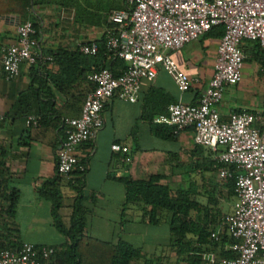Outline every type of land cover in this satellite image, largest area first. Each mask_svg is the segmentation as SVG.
Segmentation results:
<instances>
[{
	"label": "crops",
	"instance_id": "0c3cea01",
	"mask_svg": "<svg viewBox=\"0 0 264 264\" xmlns=\"http://www.w3.org/2000/svg\"><path fill=\"white\" fill-rule=\"evenodd\" d=\"M118 4H121L120 7H117ZM123 7V0H35L30 13L24 19L32 20L39 26L36 46L32 52H79L81 45L95 43L104 38L109 13L122 10ZM22 21H0V46L15 40L16 26ZM219 39L202 36L169 53L178 69L190 78L188 91L179 92L170 75L157 68L152 80L140 82L136 102L126 103L113 99L106 106L102 113V127L92 141L83 143L78 148L80 160L86 167L82 188L86 233L87 217L93 214L97 205L104 203L111 206L112 218L109 221L114 241L120 239L133 245L123 237L133 234L127 219L129 214L131 217L135 215L132 209L123 207V188L116 179L130 177L142 180L149 175L164 174L168 176L167 183L170 184L171 179L177 176L174 166L176 158L179 163L188 162L187 153L194 146L191 130L174 133L173 140H165L151 133L150 124H157L156 119L166 113L170 104L197 102L211 78ZM251 46L249 43L242 45L247 51ZM44 62L39 66L21 63L18 77L14 80H6L0 68V183L3 190L17 193L14 213L8 218L0 214V245L9 242L16 246H49L64 242L61 235L62 241L58 244L20 237V233L24 234L20 227V221L23 220L27 221L25 230L31 229L34 221H44L48 228L54 229L49 204L38 196L37 189L44 181L55 176L56 151L62 136L63 122L78 117L83 102L82 99L72 105L68 97L52 89L54 106L48 117L37 127L25 124L27 116H36L32 112L35 102L29 90L33 70H39L42 75L46 72L54 74L57 70L52 62ZM249 63L252 67L247 70L243 61L241 81L233 87L225 88L222 99L216 106L223 120L233 112H259L262 109L264 72L255 60L251 59ZM31 87L36 88V85L32 83ZM24 94H27L25 100L18 103L19 96ZM112 144L123 147L124 152L110 150ZM166 155L169 157L167 160ZM172 156L174 157L171 158ZM72 178L73 174L62 178L60 182L62 205L59 215L65 226L69 223L75 196L68 186V181ZM232 205L233 203L229 205L226 214L232 211ZM139 219L140 226H150L142 222L141 212ZM126 225L128 228H124ZM209 227L208 232L214 229V224ZM219 239L201 247L198 254L199 264H216L221 260L222 251L228 250L229 246ZM169 241L170 234L167 241L169 250L165 255L149 256L147 253L152 249L144 246L142 242L139 249L153 260L157 258L153 264H178L173 250L169 247Z\"/></svg>",
	"mask_w": 264,
	"mask_h": 264
},
{
	"label": "built area",
	"instance_id": "2783aa9c",
	"mask_svg": "<svg viewBox=\"0 0 264 264\" xmlns=\"http://www.w3.org/2000/svg\"><path fill=\"white\" fill-rule=\"evenodd\" d=\"M123 4L122 10L109 13L104 40L106 51L123 61L125 69L116 77L107 69L87 75L93 87L83 99L79 116L63 122L56 174L67 178L85 172L78 148L94 139L103 125L106 106L113 99L136 102L140 82L152 80L157 68L170 75L179 92L188 91L190 78L169 53L198 40L211 27L221 26L212 75L197 102L170 104L155 122L175 134L191 130L194 145L216 153L215 163L221 165L216 168L219 182L234 176L232 211L221 216L216 229L209 231V239L217 241L224 231L235 257L216 264H264V95L259 112L242 110L223 120L216 109L224 89L241 81V43H257L264 56V0H123ZM34 34L30 21H22L16 26L15 40L0 46V68L6 80L18 77L21 63L51 62L32 52ZM79 52L93 56L97 47L83 44ZM25 124L37 127L39 118L27 116ZM110 150L124 152L116 144ZM54 260L55 249L47 245L0 249V264H54Z\"/></svg>",
	"mask_w": 264,
	"mask_h": 264
},
{
	"label": "trees",
	"instance_id": "16d2710c",
	"mask_svg": "<svg viewBox=\"0 0 264 264\" xmlns=\"http://www.w3.org/2000/svg\"><path fill=\"white\" fill-rule=\"evenodd\" d=\"M34 4L35 0H0V21L8 22L10 19L15 23L25 21ZM29 21L35 31L32 38L37 39L39 26L36 22ZM221 35L222 27L216 26L211 27L203 36L220 38ZM248 43L252 45L248 51L241 46L243 61L255 60L264 72V56L258 44ZM95 45L97 52L93 56L83 55L77 50L42 53L46 55L45 57L51 58L57 70L54 74L46 72L42 75L35 69L31 75V84L36 85L33 89L31 84L29 87L35 102L32 112L39 118V123H42L53 110L52 89L68 97L73 105L82 101L86 92L92 89L93 86L86 79L89 73L107 69L113 77H116L125 69L123 61L106 51L104 38L95 42ZM46 62L48 61L44 63ZM41 64L42 61L37 60L34 65ZM27 94L20 95L17 102H23ZM150 128L154 136L165 140L175 138L170 127L150 124ZM215 154L209 149L194 145L187 153V163H179L176 158L174 166L177 169L179 184L175 190L171 189L170 184L167 183L168 176L164 174L149 175L142 180H134L130 177L116 179L123 188V207L135 208L141 212L142 222L155 226L165 217L170 234L169 247L173 250L178 264H199L198 254L201 247L213 242L209 239V225L213 223L216 229L221 216L224 215L217 207L219 183L226 190L227 197L234 198L233 174H230L224 182L212 177L216 175V168L221 167L215 163ZM167 157L166 155V160L169 158ZM72 174L73 178L68 181V186L75 196L67 226L62 223L59 215L62 205L60 192L62 177L55 173L53 178L44 181L37 189L38 196L49 204L53 228L64 238V242L60 245H49L55 249L54 264H153L152 258L128 242L120 239L104 242L87 235L82 194L84 172ZM1 186L0 183V214L8 218L14 213L17 193L3 190ZM200 197L205 198V203L199 201ZM191 213L195 215L192 216ZM219 238L228 246L232 243L224 231L220 232ZM15 247L16 245L9 242L0 245V249ZM234 257L235 253L229 248L222 251L221 260Z\"/></svg>",
	"mask_w": 264,
	"mask_h": 264
},
{
	"label": "rangeland",
	"instance_id": "374dc122",
	"mask_svg": "<svg viewBox=\"0 0 264 264\" xmlns=\"http://www.w3.org/2000/svg\"><path fill=\"white\" fill-rule=\"evenodd\" d=\"M121 4H118L117 7H120ZM248 43L247 41H243L241 46ZM191 46V45H188ZM246 69H250L252 66H249V61H246ZM214 179H217L216 175H212ZM218 180V179H217ZM179 184V177L175 176V178H172L170 181V187L172 190H175V188ZM219 189L217 193V200H218V208H220L222 214H226L227 209L230 204L234 202V198H228L226 190L221 186L219 183ZM199 201L202 203H205V198L200 197L198 198ZM67 201L65 200L64 203ZM110 205H105L104 203H101L100 205H97L96 209L94 210L93 214L91 216L87 217V235L91 238L97 239L99 241L104 242H113L114 237L112 235V226L109 219L112 218V211L110 210ZM132 212L135 216L131 217V214H129V218L127 219L129 224V229H131L132 235L124 236L123 238L131 242L134 246L140 248V242L144 244V246L151 247V252H148L147 254L150 256L154 254L155 256H159L160 254L165 255L168 253V247H167V241H168V227L167 222L164 217L162 221L155 227V226H146L142 227L140 226V212L136 210L135 208H131ZM64 214V212H63ZM192 216L195 214L191 213ZM137 216V218H136ZM64 218V222L65 217ZM25 220L20 221V227L23 230V233H20V237L27 238L30 240H47V243H59L62 241V237L59 233L55 232L54 229L48 228L44 221H34V223L31 224V229L25 230L26 225ZM131 223H133L131 225ZM127 225L124 228H128ZM157 259V258H156ZM156 259L153 261L155 262ZM140 264V263H138Z\"/></svg>",
	"mask_w": 264,
	"mask_h": 264
}]
</instances>
